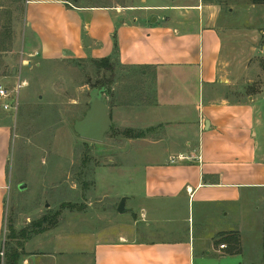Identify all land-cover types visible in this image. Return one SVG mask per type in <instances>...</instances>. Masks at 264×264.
Segmentation results:
<instances>
[{
  "label": "crops",
  "instance_id": "obj_1",
  "mask_svg": "<svg viewBox=\"0 0 264 264\" xmlns=\"http://www.w3.org/2000/svg\"><path fill=\"white\" fill-rule=\"evenodd\" d=\"M25 4L27 24L40 37L35 35L37 48L28 41L31 56L62 61L112 57L116 32L114 62L153 80L152 94L145 93L140 102L117 95L111 104L107 97L111 128L115 121L122 137L113 140L106 156L112 167L105 169L109 187L121 179L131 186L116 196H125V205L130 200L128 213L148 218L144 227L159 238H137V220L131 221L113 240H100L98 233L86 236L88 250L75 258L87 257L89 264H264L261 222L252 225L244 210L258 194L264 207V80L243 76L257 49L247 41L251 32L216 26L215 5L193 7L199 11L194 20L191 11L182 9L151 15L166 10L164 5L120 11L74 7L69 0ZM88 12L97 17L91 42L84 44L79 29ZM126 130L139 136L126 137ZM192 149L200 163H169L171 156ZM6 188L0 180V229ZM191 205L197 214L195 220L192 213V222ZM186 222L192 228L186 229ZM218 233L226 249L214 245ZM29 241L23 242L18 264H65L60 261L65 251L25 253ZM64 241H58V250Z\"/></svg>",
  "mask_w": 264,
  "mask_h": 264
},
{
  "label": "rangeland",
  "instance_id": "obj_2",
  "mask_svg": "<svg viewBox=\"0 0 264 264\" xmlns=\"http://www.w3.org/2000/svg\"><path fill=\"white\" fill-rule=\"evenodd\" d=\"M69 3L74 7H109L120 11L142 9L147 4L164 5L168 6L166 10L153 11L151 15L182 9L180 11H191L194 20L199 17V11L193 7L215 5L214 11L219 10L216 26L251 32L246 36L247 41L257 49L243 75L244 80L248 79L246 75L264 80V0L260 4H253L252 0H69ZM94 17H97L95 12L86 13V21L80 25L79 35L81 33L84 44L91 42L89 32ZM29 20L25 0H0V86L12 92V98L18 103L16 111L0 108V180L7 186L5 201H2L1 244L8 240L10 227L18 235L19 231L45 217L50 229L30 235L24 252L36 255L48 249L65 251L64 259L60 260L65 264H89L87 257L75 258L77 253L88 250L89 242L84 238L98 233L100 240H113L126 231L131 221L137 220L134 229L140 231L135 234L137 238H159L153 228L144 227L148 218L135 215L134 219L128 213L130 200L125 205V214L117 211L125 196L119 198L116 194H127L131 186L123 184L122 179L114 188L107 183L105 168L112 164L106 156L112 150L113 140L122 137V130L115 121L101 143L81 139L73 128L86 113L93 88H99L102 83L110 86L111 104L117 95L140 102L145 93L152 94L153 80H144L117 64L111 74L99 70L89 60L62 61L31 56L28 41L36 48L40 42L34 28L27 24ZM150 26L154 25L150 23ZM114 35L112 39L117 41L116 32ZM21 81L26 84L17 90ZM251 89L255 91V86ZM195 149L191 151L194 154ZM253 196L257 201L246 205L244 210L249 213L252 225L261 222L264 235L261 195ZM189 211L192 222V213L195 220L197 214L192 205ZM186 225V229L190 225L192 228V223L186 222ZM221 236L218 233L215 238ZM63 238L65 243L58 250V241ZM35 239L38 242H34ZM216 239L214 245L220 247L219 242L223 240ZM8 243L13 244L11 239ZM223 246L222 249H226Z\"/></svg>",
  "mask_w": 264,
  "mask_h": 264
},
{
  "label": "water",
  "instance_id": "obj_3",
  "mask_svg": "<svg viewBox=\"0 0 264 264\" xmlns=\"http://www.w3.org/2000/svg\"><path fill=\"white\" fill-rule=\"evenodd\" d=\"M88 109L83 118L74 123L75 133L84 140L101 143L111 129V119L108 114L107 95L105 88H93L89 93ZM22 190L25 187L21 188ZM119 214L125 212V198L117 209Z\"/></svg>",
  "mask_w": 264,
  "mask_h": 264
},
{
  "label": "trees",
  "instance_id": "obj_4",
  "mask_svg": "<svg viewBox=\"0 0 264 264\" xmlns=\"http://www.w3.org/2000/svg\"><path fill=\"white\" fill-rule=\"evenodd\" d=\"M252 3L260 4L262 3V0H252ZM116 55H117V42L114 41V55L112 57L102 58L99 60L90 59V62L96 65L99 70L104 69L106 71H109L111 74H113L114 68H115L114 65L116 64L114 62L115 60L114 58H116ZM109 82H111V80ZM102 87L105 88L106 95L108 97L111 94V87L108 86L106 83L100 84L99 88H102ZM123 134L126 137H133V138H137L139 136L138 133L134 134V132L130 130L124 131ZM46 222L48 223L47 225H46ZM49 225H50L49 220L46 219L45 217V218H42L38 221L31 223V226L29 228L19 231L18 235H16V232L14 231V229L10 227V235L8 237V240L5 239V242H4V245H5L4 259L3 261H1L0 259V264H18L21 258V255H22V251H20V249L24 245L23 242L26 239H28L29 236L32 234H37V233L39 234V233H42L50 229ZM10 239L12 240L13 245L8 243ZM17 239H18V242H14V240H17Z\"/></svg>",
  "mask_w": 264,
  "mask_h": 264
},
{
  "label": "built area",
  "instance_id": "obj_5",
  "mask_svg": "<svg viewBox=\"0 0 264 264\" xmlns=\"http://www.w3.org/2000/svg\"><path fill=\"white\" fill-rule=\"evenodd\" d=\"M25 81H21L20 84L16 86V89L18 90L21 86L25 85ZM18 107V103L16 98H12V92L8 91L6 88L0 86V108L4 110H14L16 111ZM191 161H197L198 163L201 162V156L199 153H190V154H177L173 155L169 158V163L171 164H177V163H183V162H191ZM221 248H224L222 245ZM5 254V245L4 241L2 242L0 246V259L3 261Z\"/></svg>",
  "mask_w": 264,
  "mask_h": 264
}]
</instances>
